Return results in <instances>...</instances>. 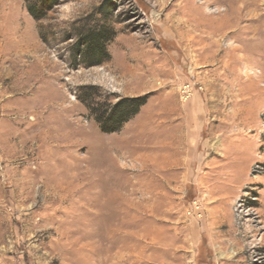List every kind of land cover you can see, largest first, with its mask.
<instances>
[{
    "label": "rangeland",
    "instance_id": "obj_1",
    "mask_svg": "<svg viewBox=\"0 0 264 264\" xmlns=\"http://www.w3.org/2000/svg\"><path fill=\"white\" fill-rule=\"evenodd\" d=\"M37 1L0 0V264H264V0Z\"/></svg>",
    "mask_w": 264,
    "mask_h": 264
},
{
    "label": "trees",
    "instance_id": "obj_2",
    "mask_svg": "<svg viewBox=\"0 0 264 264\" xmlns=\"http://www.w3.org/2000/svg\"><path fill=\"white\" fill-rule=\"evenodd\" d=\"M55 0H38L33 5H29L28 12L35 19H39L40 14ZM111 33L105 25L97 24L94 27L81 32L75 46L77 58L86 61L87 66H96L108 58L106 45L110 42ZM111 35V36H110ZM110 36V37H109ZM85 100V99H83ZM146 102L144 97L123 98L118 100L113 106L90 107L91 114L94 115V121L102 133H114L118 131L124 123L134 117L141 106Z\"/></svg>",
    "mask_w": 264,
    "mask_h": 264
}]
</instances>
